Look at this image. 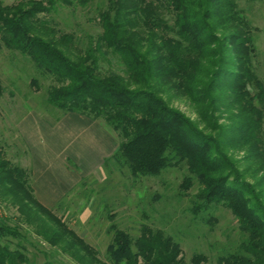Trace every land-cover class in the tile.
I'll return each mask as SVG.
<instances>
[{
	"label": "trees",
	"instance_id": "obj_1",
	"mask_svg": "<svg viewBox=\"0 0 264 264\" xmlns=\"http://www.w3.org/2000/svg\"><path fill=\"white\" fill-rule=\"evenodd\" d=\"M59 1L86 6L93 0L0 2V51H18L54 78L47 89L50 104L102 121L114 132L119 146L104 163L114 159L132 176H158L184 165L188 175L180 189L197 185L192 213L221 205L242 235L240 250L217 257V264H264V88L253 69L255 48L238 0H105L97 10L101 31L88 36L84 46L74 33L61 32L40 17ZM175 97L193 106L203 128L170 105ZM224 111L231 116L230 127L218 122ZM2 149L0 197L27 222L31 204L37 208L36 221L38 211L52 216L64 233L54 230L57 241L70 236L82 247L72 254L75 261L185 264L179 245L147 226L134 241L111 226L108 263L101 261L38 204L29 172L11 166ZM229 149L243 150L242 161L249 166L238 169ZM249 167L252 182L245 179ZM6 234L16 235L0 224V264H27L23 252L2 241ZM205 263L203 254H193L187 264Z\"/></svg>",
	"mask_w": 264,
	"mask_h": 264
},
{
	"label": "rangeland",
	"instance_id": "obj_2",
	"mask_svg": "<svg viewBox=\"0 0 264 264\" xmlns=\"http://www.w3.org/2000/svg\"><path fill=\"white\" fill-rule=\"evenodd\" d=\"M20 1L27 0H0L4 5ZM105 4V0H93L86 6H80L76 1L73 5L59 1L48 14L40 17L50 21L49 24L61 32L74 33L79 37L80 45L84 46L88 36L94 37L101 31L97 10ZM238 8L249 26L255 48L252 65L264 88V0H238ZM108 67L106 62L102 63L103 70ZM114 67L112 65V69ZM54 81L20 52L6 48L0 51V146L3 158L13 167L28 171L20 165L27 163L28 154L22 132L25 117L35 114L54 120L65 113L48 102L47 89L54 85ZM169 103L203 128L199 115L184 98L175 97ZM230 117L224 111L219 124L230 127ZM211 134L215 135V132ZM228 153L233 160L239 161L236 163L238 169L249 166L250 162L242 161L243 150L229 149ZM102 164L99 171L88 175L73 188L69 200L47 209L83 243L93 248L101 261L106 262L107 250L113 244V225L132 241L140 236L143 226L163 232L179 245L185 264L193 254H203L205 264H217V257L240 250L242 235L229 210L221 205H212L196 215L192 213L197 185L194 182L188 190L180 189L183 178L188 175L184 165L167 168L158 176H132L114 159ZM70 167L76 169V163L70 161ZM250 174L249 167L245 179L252 182ZM35 209V205L31 204V211L28 210L31 220L27 222L16 206L0 197V224L16 233L13 236L6 234L2 241H7L10 249L23 252L27 264H81L73 259L72 254L82 252V247L70 242V236L62 242L57 241L54 232L58 229L60 235L64 233L57 228L50 215L38 211L37 218L41 219L36 221ZM41 232L47 233L50 239L42 236ZM86 264L92 263L87 261Z\"/></svg>",
	"mask_w": 264,
	"mask_h": 264
},
{
	"label": "crops",
	"instance_id": "obj_3",
	"mask_svg": "<svg viewBox=\"0 0 264 264\" xmlns=\"http://www.w3.org/2000/svg\"><path fill=\"white\" fill-rule=\"evenodd\" d=\"M22 132L28 154L27 163L20 165L29 172L34 198L46 209L69 200L73 188L99 171L119 146L114 132L102 121L73 112L54 120L29 114L22 122Z\"/></svg>",
	"mask_w": 264,
	"mask_h": 264
}]
</instances>
